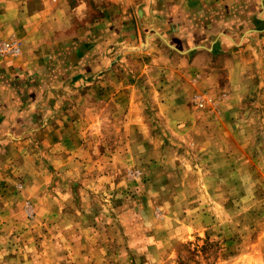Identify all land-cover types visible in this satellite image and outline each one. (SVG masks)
I'll list each match as a JSON object with an SVG mask.
<instances>
[{
  "label": "rangeland",
  "instance_id": "374dc122",
  "mask_svg": "<svg viewBox=\"0 0 264 264\" xmlns=\"http://www.w3.org/2000/svg\"><path fill=\"white\" fill-rule=\"evenodd\" d=\"M262 2L0 0V44L19 48L0 53V264H178L203 245L196 264H264ZM148 41L189 75L160 98L117 54L136 97L96 100L86 52Z\"/></svg>",
  "mask_w": 264,
  "mask_h": 264
},
{
  "label": "crops",
  "instance_id": "0c3cea01",
  "mask_svg": "<svg viewBox=\"0 0 264 264\" xmlns=\"http://www.w3.org/2000/svg\"><path fill=\"white\" fill-rule=\"evenodd\" d=\"M256 23L257 25H261L264 28V0L262 2V4L260 5V10L258 11V13L256 14ZM165 40L169 43L168 47H170V49L176 51V53H191V49L193 48V46H191V42L190 39L186 38V36L180 34V32L177 33H172V34H166L165 35ZM139 40V38H138ZM149 42L147 43V46L145 49L141 50V51H135V50H131L130 48L133 46L129 47V50H124L123 48H117L115 46H100L97 47V49L101 48L100 52L99 50L97 51V56L93 57V56H89V54H92V51H88L86 52L83 62L80 66L81 71H82V75L80 76V78H95L94 82L92 83L91 81H89L88 83H97L99 86H101V88H99V86L96 88L98 91L95 92L94 97L96 98V100L100 101V102H112V104L114 106L116 105H122V103H125V101H132V98L136 97L134 96L136 94V91H133V82L129 79V75L127 76V79L124 80L126 81V85L122 84L121 82H118L114 75H116V71H119L118 68L115 67V65H111L112 62L111 60L114 59L117 54H121V55H128L130 57L133 58V60H131L132 63H138L139 64V70H140V74L143 76L144 81L147 85H149V89L150 92L153 91L155 95L160 96V98H162L164 96V94L169 90L168 88V83H170V80H172L173 78H171L169 81L167 79V75L170 74H174V76H181V75H185L188 74V68H185V71H179L176 70L175 68H173V70H169L167 69V64L165 63V57L162 54V52L156 51L154 52L151 49V46L149 45ZM136 45V44H135ZM56 48L52 47V48H45L44 51H47L49 53L56 51ZM66 49V47L64 48ZM107 49V50H106ZM195 49V47L193 48V50ZM192 50V51H193ZM106 53L111 54L112 56L110 57V55H106ZM155 53V54H154ZM146 56V57H150V60L148 58H143L142 56ZM144 56V57H145ZM187 56V55H186ZM134 58H136L134 60ZM138 58V59H137ZM36 59H33V65H34V61ZM145 60V62H144ZM167 60V59H166ZM68 61H66V58L64 59V63H62V65L64 66V71L66 72L67 70V64ZM178 63V62H177ZM7 65H9V63L4 64L3 66L6 67ZM23 65H27L28 67H32V63H28V61H26V58H22V60L17 64V72L21 71V69H23ZM172 65L174 67L178 66V64L176 63H172ZM23 71V70H22ZM183 72V74L181 73ZM67 73V72H66ZM165 74V77H161L160 75ZM191 75H192V69H191ZM76 76H78L76 74ZM72 79L74 80V77L72 76V74L70 73L69 76L65 75L64 77L59 79V83L60 84H67L70 83L72 81ZM161 88V89H160ZM102 89V90H101ZM157 89V90H155ZM167 89V90H166ZM51 95V94H49ZM48 97H51L49 96ZM93 99V97H91ZM46 98H44L45 100ZM38 102H45L41 100V96L38 95L37 98ZM48 100V98H47ZM46 100V101H47ZM94 100V99H93ZM132 103V102H131Z\"/></svg>",
  "mask_w": 264,
  "mask_h": 264
},
{
  "label": "trees",
  "instance_id": "16d2710c",
  "mask_svg": "<svg viewBox=\"0 0 264 264\" xmlns=\"http://www.w3.org/2000/svg\"><path fill=\"white\" fill-rule=\"evenodd\" d=\"M205 244V243H204ZM185 245H183L181 248H185ZM204 246V245H203ZM203 246L199 247L197 252L191 251L189 254H187L185 260H181L179 253H177V259H178V264H190V263H198V257L200 256L201 259H204L202 256L203 255ZM202 251V255H201Z\"/></svg>",
  "mask_w": 264,
  "mask_h": 264
},
{
  "label": "built area",
  "instance_id": "2783aa9c",
  "mask_svg": "<svg viewBox=\"0 0 264 264\" xmlns=\"http://www.w3.org/2000/svg\"><path fill=\"white\" fill-rule=\"evenodd\" d=\"M19 48L17 44L14 43H4L0 44V53L3 55H17ZM197 107H202V101L196 102Z\"/></svg>",
  "mask_w": 264,
  "mask_h": 264
}]
</instances>
